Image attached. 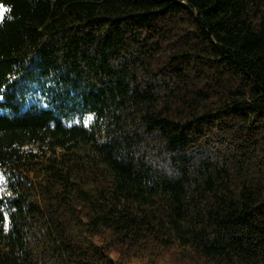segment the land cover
<instances>
[{
    "label": "trees",
    "instance_id": "16d2710c",
    "mask_svg": "<svg viewBox=\"0 0 264 264\" xmlns=\"http://www.w3.org/2000/svg\"><path fill=\"white\" fill-rule=\"evenodd\" d=\"M0 4V264H264V0Z\"/></svg>",
    "mask_w": 264,
    "mask_h": 264
},
{
    "label": "rangeland",
    "instance_id": "374dc122",
    "mask_svg": "<svg viewBox=\"0 0 264 264\" xmlns=\"http://www.w3.org/2000/svg\"><path fill=\"white\" fill-rule=\"evenodd\" d=\"M0 9H3L5 11L4 6L2 4H0ZM88 121H89V119L87 120V119H83V118H74V119L66 120V124L72 125V124H78L80 122L88 124ZM4 186H5V179H4L3 174L0 173V189L3 190Z\"/></svg>",
    "mask_w": 264,
    "mask_h": 264
},
{
    "label": "snow or ice",
    "instance_id": "6c2138e0",
    "mask_svg": "<svg viewBox=\"0 0 264 264\" xmlns=\"http://www.w3.org/2000/svg\"><path fill=\"white\" fill-rule=\"evenodd\" d=\"M3 16H4V10L3 9H0V20L3 19Z\"/></svg>",
    "mask_w": 264,
    "mask_h": 264
}]
</instances>
